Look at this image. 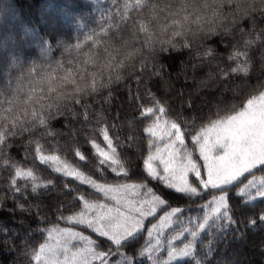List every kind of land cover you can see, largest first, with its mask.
Wrapping results in <instances>:
<instances>
[{
    "label": "trees",
    "instance_id": "1",
    "mask_svg": "<svg viewBox=\"0 0 264 264\" xmlns=\"http://www.w3.org/2000/svg\"><path fill=\"white\" fill-rule=\"evenodd\" d=\"M225 45L229 54L237 50L242 55L217 63V54ZM209 50L213 55L207 54ZM237 63L248 67L247 75L231 74L230 68ZM162 67L170 75L162 76L154 87L167 97L164 104L170 111L161 116V125H176L193 157L194 136L202 128L234 115L249 99L264 92V0H0V110L43 87L29 104L20 107L40 111L50 101L37 103L38 98L51 95L55 99L59 93V108L52 111H62L69 119L77 111V101L95 106L106 97H117L113 101V111H117L129 86L141 77L145 84L154 81L153 70ZM53 73L56 89L49 93L47 84L36 82ZM16 111L13 107L9 115ZM45 114L51 116L52 112L46 110ZM66 123L55 124L60 135L52 147L64 148L61 155L91 175L98 161L84 167L85 162L74 157L72 149L83 143V135L76 132L77 122L69 136ZM17 125L15 129L9 125L17 133L9 138L13 143L26 139L31 130L26 119ZM120 127L123 133L118 142L130 141L131 151L125 155L135 169L140 160L145 163L154 153L159 137L142 136L143 126L129 124L127 117ZM37 174L53 179L54 186L38 189L27 201L17 195L14 202L3 187L2 177L7 174L0 172V264H32L31 249L44 239L31 214L35 208L21 210L17 203H24L27 209L40 202L54 211L71 199L63 188L65 178L56 180L57 174L44 166L37 168ZM261 207L259 202L244 204L237 198V226L224 238L213 239L207 229L201 232L200 251L207 252L211 240L212 264H264V223L258 219ZM45 212L51 218L52 211L45 207ZM195 216L202 212L190 205L185 217ZM249 217L256 218L254 226L248 225ZM189 262L186 257L173 264Z\"/></svg>",
    "mask_w": 264,
    "mask_h": 264
},
{
    "label": "snow or ice",
    "instance_id": "2",
    "mask_svg": "<svg viewBox=\"0 0 264 264\" xmlns=\"http://www.w3.org/2000/svg\"><path fill=\"white\" fill-rule=\"evenodd\" d=\"M227 47L225 45L217 54V63L225 58L233 61L242 55L237 50L229 54ZM207 54L213 55L212 50ZM153 71L154 81L145 84L141 77L127 88L120 97L121 105L117 111H113V101L117 97H106L95 106L92 103L80 105L77 101V111L69 119L62 111H52L59 108V93L55 99L51 95L38 98L37 103L42 99L50 101L41 105L40 111L29 112L20 107L29 104L37 92L44 90L43 87L34 88L24 101L17 98L10 102L7 110H0V172L7 174L2 177L3 187L14 202L17 195L27 201L38 189L54 186L53 179H44L37 174L39 166L57 174L56 180L65 178L63 188L71 197L63 206L57 205L54 211L50 205L40 202L30 204L27 209L24 203H17L21 210L31 212L35 208L31 214L38 226L36 231L44 235L43 242L31 249L32 264H173L182 257H189V264H212L209 259L211 240L207 252L200 251L203 246L201 232L207 229L213 239L226 237L237 226L234 217L237 198L244 204L259 202L264 205V163L250 165L240 173L211 184L198 183L195 177L189 182L182 173L165 174L157 171L155 165L149 168L143 160L135 169L130 166L125 155L131 151L130 141L118 142L123 133L121 121L127 117L129 124L134 122L136 127L143 126L142 136L155 134V137H162L164 133L159 131L161 116L170 111V106L164 104L167 97H162L154 87L162 76L170 73L163 67ZM230 72L247 75L249 69L237 63ZM224 75L227 77L228 73ZM54 79V73L45 74L36 83L47 84L51 93L56 89ZM13 107L17 111L9 115ZM124 109H130V112L125 113ZM46 110L52 112L51 116L45 114ZM25 119L31 123L29 136L11 142L9 138L17 133L10 130L9 125L15 129L17 121ZM61 120L67 121L65 127L69 129V136L73 124L79 123L76 132L83 135V143L77 144L72 151L75 158L85 162L84 167L98 161L92 166L91 175L61 155L64 148L52 147L60 135L55 124ZM257 172L261 173L259 178ZM76 181L79 184H75ZM122 181L140 183L125 184ZM80 185H87L88 189L81 190ZM129 188L136 190L139 200L128 199L126 189ZM190 205L199 207L202 216L185 217V210ZM45 207L52 211L51 218ZM258 219L264 223V207L259 209ZM255 224L256 218L249 217L248 225ZM186 234L187 238L182 239ZM178 240L180 246L175 243Z\"/></svg>",
    "mask_w": 264,
    "mask_h": 264
},
{
    "label": "rangeland",
    "instance_id": "3",
    "mask_svg": "<svg viewBox=\"0 0 264 264\" xmlns=\"http://www.w3.org/2000/svg\"><path fill=\"white\" fill-rule=\"evenodd\" d=\"M169 124L160 125L159 131L164 135L145 161L149 168L155 165L157 171L165 174L182 173L189 182L195 177L198 183L211 184L250 165L264 163V92L249 99L234 115L202 128L194 136L197 145L193 157L180 129ZM126 195L131 201L140 198L132 188L126 189ZM180 242L175 243L180 246Z\"/></svg>",
    "mask_w": 264,
    "mask_h": 264
}]
</instances>
